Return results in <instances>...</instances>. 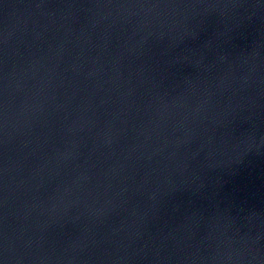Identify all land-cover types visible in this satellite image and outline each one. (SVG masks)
Listing matches in <instances>:
<instances>
[{"label": "water", "instance_id": "obj_1", "mask_svg": "<svg viewBox=\"0 0 264 264\" xmlns=\"http://www.w3.org/2000/svg\"><path fill=\"white\" fill-rule=\"evenodd\" d=\"M0 264H264V151L0 57Z\"/></svg>", "mask_w": 264, "mask_h": 264}]
</instances>
